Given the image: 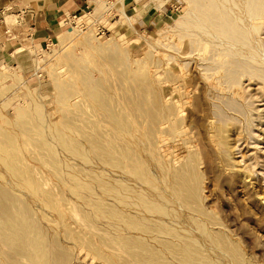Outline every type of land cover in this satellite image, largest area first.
<instances>
[{
  "label": "bare ground",
  "instance_id": "obj_1",
  "mask_svg": "<svg viewBox=\"0 0 264 264\" xmlns=\"http://www.w3.org/2000/svg\"><path fill=\"white\" fill-rule=\"evenodd\" d=\"M157 1L163 4L166 0ZM184 2L187 8L159 29L158 37L140 41L147 49L137 58L127 55L115 35L102 42L93 32L83 33L82 24L92 13L85 12L75 26L61 19L60 26L67 29L57 34L59 44L64 46L81 35L74 45L81 51H63L51 62L34 59L38 65L49 61L51 82L58 90L53 98L41 91L42 86L32 88L18 74L6 73L0 66V94L11 76L16 87L23 85L18 94L30 97L17 106L14 122L20 127L23 143L33 145L37 154L32 157L40 168L48 167L58 187L55 192V188L43 186L44 179L35 176L27 163L29 157L22 152L26 146L10 129L0 126V177L9 183L10 176L19 186L11 190L0 185V264H67L71 254L54 253L52 248L63 246L56 237L65 216L61 206H67L73 196L87 207L82 215L90 228L105 224L99 242L114 251H101L92 237L74 236L70 228L65 229V237L76 239L104 264H254L220 214L204 204L207 171L201 165L211 169L206 160L209 155L204 157L202 149L188 145V154L181 161L162 148L165 133L175 139L186 131L179 99L169 90L166 93L164 85L177 78L170 65L177 58L168 53L164 61L155 52L171 46L172 35L191 39L203 79L213 75L216 90L222 91L211 119L215 144L232 158L234 112L247 120L245 142L250 151L251 138L261 142L251 133L255 118H249L248 110L252 111L253 103L249 101L247 109L237 97L242 96L244 81H249V86L259 85L258 101L264 99V0ZM72 26L80 29L69 28ZM120 39L128 41L126 34ZM85 52L92 58H84ZM63 64L68 65L66 72L59 70ZM150 65L156 67L155 73L150 72ZM160 69L163 77L158 75ZM112 70L123 91L118 99L109 80ZM51 105L63 112L56 121ZM197 111H203L198 102ZM263 113H259L258 123H262ZM250 159L264 166L258 158L250 155ZM250 165L246 176L251 179L255 176ZM36 215L52 223V232Z\"/></svg>",
  "mask_w": 264,
  "mask_h": 264
},
{
  "label": "rangeland",
  "instance_id": "obj_2",
  "mask_svg": "<svg viewBox=\"0 0 264 264\" xmlns=\"http://www.w3.org/2000/svg\"><path fill=\"white\" fill-rule=\"evenodd\" d=\"M22 1L24 4H28V1L26 0H0V56H2L5 50H8L7 53L13 56V59L10 61L7 58L5 60L6 62L0 61V66L6 73L11 75L18 74L22 77V81L32 88L42 86L41 91L43 90L44 93H47L53 98L54 95L57 94L58 90L51 82L48 70L49 61L38 65L34 62V59L43 61L48 58V60L51 59V62L56 59L58 55L61 56L66 51L74 49L79 53L81 50L74 45L77 43L81 35L76 36L63 46L59 44L57 34L66 30L67 27H61L59 24L61 29L57 31L56 35L54 32L51 39H48V44L45 42L41 48H39L36 44L40 43V41L32 38L30 30L25 24V20L18 7V4ZM178 1L182 3L181 11L174 15L173 19H169L167 23L161 24L155 31L124 32L120 24L117 23L108 25L110 31L98 34V28L100 25L99 23H93L94 15L93 17L90 15L87 16L88 22L84 24L85 29L83 30V33L93 32V34H96V37L100 38L99 40L102 42L115 35L114 38L122 43V46L126 48L127 55L130 56V58L140 57L147 49L145 43L140 41H142L144 37H158V30L165 27L166 24L172 23L174 18L187 8L184 0ZM62 20L65 21L64 17ZM69 28H73V26ZM77 28L80 29L77 26L73 29L76 30ZM122 34H126V38H128L127 42H123L120 39ZM262 37L264 38V28ZM171 40V46L166 49L159 48L155 52V55L156 58L160 57L164 61H167L165 57L168 53L177 58L176 61L170 63V65L173 66L174 71L176 70L175 73L178 74L177 78L175 81L165 82L164 85L168 87L165 90L166 93H169L170 91V95L179 99V104L182 106L181 114L184 118V129L186 133L182 136H177L175 139H173L172 135L169 133H165L166 135L161 138V140L163 139L161 141L163 146L162 148L169 152V156H173L178 160L181 159V161L184 160L188 154V145L194 146L197 149L200 148V150L202 149L201 152H203L204 157L205 155L206 157L209 155L206 160L210 161L211 169L208 170L205 165H201V170L207 171L206 178L204 179V194L206 196L204 204L207 208H211L220 214L227 226L228 232H231L232 237L239 241L247 257L254 264H264V166L262 167L261 163L257 164V166L254 164L256 160L250 159V155H252L255 158H258L259 162H262L264 165V118L262 123H258V120H256L259 119V113L264 112V99L262 101H258L257 94L259 93L256 92L259 85L251 84L249 86V81H244L245 85L242 90V96L237 98L238 101L247 104V109L250 108L248 105L249 101L253 103L252 111L250 109L248 110L250 113L249 118H255V126L251 129V133L252 135L257 136V138H260L259 141L261 142L258 143L256 138H251V150L248 151L247 142H245V140H247V120L246 118L244 119V115L231 112V114H234V117L236 115V118L238 119L232 118L231 121L234 128L231 132V147L233 153L232 158L229 159L226 155H224V153L222 154L221 149L215 144L211 132V119L212 117L214 118L212 115L214 104L218 102L220 98L219 95H221L220 92L222 91L218 92L216 90L217 81L214 77H212L213 75L211 77L206 75L207 80L203 79L201 68L199 65L197 66V51H195L191 39L188 36L180 38L177 35H172ZM142 44L144 45L142 46ZM22 48H25V50L22 51ZM179 50L182 52L179 53ZM33 53L35 54L33 55ZM29 54L31 57H29ZM83 55L86 59L92 58L87 52ZM14 56L16 57L14 58ZM107 67H109V64H107ZM67 69L68 65L63 64L59 70L66 72ZM149 69L151 73L156 72V67L153 65H150ZM162 74L163 71L160 69L158 75L163 77ZM109 80L114 86V89L112 90L115 97L118 99V97L123 95V91L119 88L116 70L111 71ZM14 82L15 80L13 77H7L4 84L6 89H3L0 94V126L7 130L10 129V132L16 134L19 139V143L22 142V145H25L23 143V134L20 132V127H18L14 121L16 120L17 106H22L23 102L28 101L30 97L24 95L23 93L18 94L23 85L17 84L18 86L16 87ZM116 85H118V87ZM252 89L253 91L251 92ZM251 93H255L252 99H250ZM260 99H262V97ZM7 102H10V104H7ZM197 102L202 105L203 111H197ZM237 103L235 105L238 106L239 104ZM50 110L51 113L55 114V116H53L55 121L60 119V116L63 114L62 111L59 112L57 110L56 105H51ZM7 119H10L12 122H7ZM197 128L198 130H196ZM200 144L203 145L200 146ZM25 146L26 147H23L24 151L22 150V152L24 155L29 157V159L27 158V163L32 165L35 171V176L37 178L44 179L43 186H45L46 189L55 188L54 191H58V187L55 185L53 176L48 173V167L41 165L44 169L40 168L38 160L32 157L37 154L36 151L33 150V145L27 144ZM204 152H206V154ZM247 165H250V168L252 167L254 172L253 175L255 177L251 179L249 176H246V168H248ZM254 168H256V170H254ZM7 178L10 184L6 183L3 177H0V185L2 184L1 186L8 189H11V187L14 186L12 189L15 188L18 190L19 186L12 183V178L10 176ZM63 192L68 196H73L72 194L70 195V192H67V190H64ZM27 194L30 196V193ZM72 198L73 200H70L67 206H61L65 216L60 220V227H62L60 232L56 233L57 241L59 243L61 242V245L63 244L64 247L59 246V249L53 247L52 251L59 254L65 251L70 253L71 255L67 264H104L102 259L89 253L87 249L76 239L73 237H65V229L70 228L74 231V236H83V238H87L89 236L92 237L94 242L100 246L101 251L108 253L114 251L109 247L103 246L99 242V235H103L105 233L103 228L106 227L105 224H101V220H99V224H101L100 227L90 228L82 215L84 207H87L83 206L82 201H78L77 203L75 196ZM29 200L32 204L37 203L32 199ZM36 216L39 217L40 222L44 225V228L48 231L51 230L50 232H52L50 227L52 223H49L42 215ZM75 232L77 235H75ZM50 240L53 241L54 239L51 238Z\"/></svg>",
  "mask_w": 264,
  "mask_h": 264
},
{
  "label": "crops",
  "instance_id": "obj_3",
  "mask_svg": "<svg viewBox=\"0 0 264 264\" xmlns=\"http://www.w3.org/2000/svg\"><path fill=\"white\" fill-rule=\"evenodd\" d=\"M26 1L28 4H24L22 1L18 7L32 38L40 41L36 44L39 48L52 37L54 32L56 35L57 31L61 29L59 23L66 14L83 15L85 12H90L94 15L96 23L107 29H110L109 24L119 23L124 32H152L157 30L161 24L167 23L169 19H173L177 14L176 8L182 4L178 0H166L163 4H159L157 0ZM7 51L5 50L0 56V61L6 62V58L9 61L13 59V56Z\"/></svg>",
  "mask_w": 264,
  "mask_h": 264
},
{
  "label": "built area",
  "instance_id": "obj_4",
  "mask_svg": "<svg viewBox=\"0 0 264 264\" xmlns=\"http://www.w3.org/2000/svg\"><path fill=\"white\" fill-rule=\"evenodd\" d=\"M181 8H182V4H180L177 8H176V12L177 14L181 11ZM82 15L81 14H77V13H71V14H66L64 16V19H65V22L68 24V25H76L77 24V20L79 17H81ZM85 23L82 24V27L84 28ZM85 29V28H84ZM99 31H98V34L99 33H106L108 31H110L109 29L105 28L104 26H99ZM51 39V37L49 38ZM47 43V42H46ZM48 44V43H47Z\"/></svg>",
  "mask_w": 264,
  "mask_h": 264
}]
</instances>
